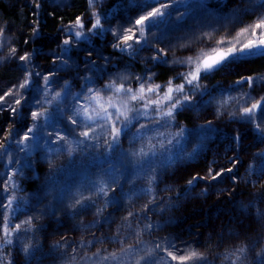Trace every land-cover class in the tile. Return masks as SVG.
I'll return each instance as SVG.
<instances>
[{
    "label": "snow or ice",
    "instance_id": "6c2138e0",
    "mask_svg": "<svg viewBox=\"0 0 264 264\" xmlns=\"http://www.w3.org/2000/svg\"><path fill=\"white\" fill-rule=\"evenodd\" d=\"M96 3L97 0H88L89 8H94ZM156 3L159 6L149 3L143 5L145 14H141L135 20V25L140 26L138 34L133 31V28H125L122 25L105 28L100 13L96 11H93L89 17L90 27H86L83 18L77 16L71 25L61 29L67 33V38L58 45L59 51L52 53V63L56 65L59 60V67L50 69L46 74L42 75L39 71L28 67L32 64L35 50L33 53L25 51L19 54L18 49L9 43L7 55L0 56V61L18 59L22 62L19 66L22 72L21 81L0 95V111L6 108L13 122H16L18 116L23 118L21 109L23 101L26 100L25 93L33 87V77L43 80V87H40L38 82L36 83L35 90L40 93L41 98L35 101L38 106L35 110L29 109L31 124L26 125L22 133H17L15 146L20 153H25V157H28L33 152L43 151L49 167L53 168L51 160L53 154L59 156L66 153L68 163L71 165L76 163L73 158L77 155L83 158L88 154L89 149L103 148L102 153L90 158L92 162L101 165L95 180L84 175L74 186L67 181L62 182L57 177L65 172L67 166L55 168L49 175L45 185V195L52 196V199L57 204L63 205V210L73 217L85 214L89 209H94L95 216L102 217L108 206L118 205L119 201L116 196L109 197V192L116 193L114 185L119 186L123 192L122 179H126L130 184L135 179H146L148 187L142 192L151 199L144 205L142 211H155L157 205L153 186L158 183L159 171H166L179 161L195 159L203 151L205 142L211 139V133L215 131L213 122L206 121L204 125L199 126L197 131L189 132L176 120L182 111H199L214 103L216 118L227 116L229 120L250 124L258 134V142L264 144V96L253 98L250 92H242L238 97L224 96L221 93L217 98L211 94L207 85L201 83L202 79H207L209 75L218 72L230 74L232 66L242 62L244 58L264 57V11L260 12L253 23L234 29V35L231 32L221 35L216 29L201 30L195 40L202 47L195 55L173 61V64H178L187 70L169 79L165 86L153 82L155 73L145 74L143 77L118 73L115 77L109 78L108 82L103 83L101 87L95 86L96 81L91 76L82 77L85 81L81 85L82 91L73 93L69 80H64L63 84H59V81L54 79L56 72L67 71L72 67L74 62L71 53L80 46L81 42L90 43L92 37L104 33H110L113 36L115 42L111 43V47L120 54L135 58L142 51L148 50L155 53L148 57L149 62L168 63L167 51L164 48H154L153 44V40L156 43H163V38L152 33L151 28L154 27L159 31L160 25L165 23V17L171 18V12L168 10L175 8L177 4H182L185 8V11L176 17L177 21L183 20L185 16L204 5L202 3L189 5L185 0H174L172 3L156 0ZM40 7V0H34V9ZM256 9L264 10V0H247V6L238 5L233 9L231 16L226 19L238 22L242 15ZM5 31V27H0V49L4 48L6 40H10L5 37ZM38 35L39 30L34 27L32 36ZM192 42L189 40L179 46L190 50ZM24 43L27 44L28 41L25 40ZM91 55L92 52L89 50L88 56ZM98 58L110 62L109 57L100 55ZM89 65L91 66L89 71L94 73L101 68L94 60L87 59L86 66ZM35 67L36 65L32 64V68ZM174 80L181 82L174 83ZM130 81H134L137 86L133 87ZM257 81L264 83V76L242 77L236 81V84L241 86L246 84L249 89L254 90ZM54 83L59 85V90L52 88ZM206 95L209 99L205 101L202 98ZM69 97L75 103H69ZM81 99L86 103L81 104ZM233 103L237 106L234 111L232 110ZM60 121L67 125L63 130L55 127V123ZM49 128L52 130L49 131ZM13 131L14 129H9L3 143H0V154L8 158V165L13 163L21 165V159L24 158H14L12 152L9 151ZM191 136H195L197 143L192 151L188 152L184 144ZM125 139L129 144L127 149L123 147ZM233 139L239 145L242 137L237 134ZM255 156L260 161L259 166L249 165L248 172L264 176V151L256 153ZM80 162L83 164V159ZM240 162L238 156L230 161L233 165ZM31 166V163L25 160V163L16 171L11 172L3 183L4 193L10 194L5 197L6 203L0 202V208L3 209L0 213V253L13 245L14 240H19L22 233L41 231L43 225L37 222L45 215L55 216L57 211L61 210L50 203L45 205L37 215H29L19 223H12L11 214L21 211L29 203L28 200L16 195L19 186L14 177L18 174L22 175L24 167L31 168ZM129 170H131V175H129ZM225 172L231 174L228 179L235 183L237 177L232 167H221L215 170L209 166L206 175L197 173L187 180L185 194L188 189L202 181L208 182V186L212 187L211 182L222 181L225 178ZM169 190L165 189V191ZM84 191L89 194L84 195ZM97 199H103L102 206L97 204ZM39 203L38 200L36 207ZM247 207L249 206H242L245 210ZM164 210L160 208L161 213ZM134 215L129 211L124 217L126 223L122 226L132 229L129 218ZM256 215L258 221L264 219V212L258 210ZM104 220L106 223L110 222L107 217ZM95 223L93 222V226ZM153 227L151 223H145L141 228L137 223L136 228L130 233V241L119 237L118 227L117 236L108 240L109 243L118 246L114 251L97 249L91 256H88L86 253L80 255L76 248H72L71 254L62 253V255L69 257L66 264H77L78 255L84 264H209L203 253L190 249L186 244L179 246L173 239L167 237L160 242H154L149 247L143 241L142 233L151 232ZM97 242L104 243L103 240ZM65 244H67L66 239ZM80 247L84 248L85 245L81 244ZM53 248L59 250L61 244L57 242ZM35 250L36 246L31 240L21 242V251L26 257H32ZM248 252L249 246L241 244L227 253L225 259L234 257L231 264H245ZM0 264H5L3 258H0ZM7 264H12V262L8 261ZM28 264H31L30 260ZM253 264H264V247H260L255 252Z\"/></svg>",
    "mask_w": 264,
    "mask_h": 264
},
{
    "label": "rangeland",
    "instance_id": "374dc122",
    "mask_svg": "<svg viewBox=\"0 0 264 264\" xmlns=\"http://www.w3.org/2000/svg\"><path fill=\"white\" fill-rule=\"evenodd\" d=\"M98 1L99 0H97L96 6L94 8H90L89 12L83 16L86 27H90L88 20L91 13L93 11L98 12ZM147 1L148 0H139L137 2H132L130 8H123L118 5L117 12L115 13L116 20H106L102 21V23L104 24L105 28H115L117 21L119 19H123L127 24L126 28L131 27L133 28V31L137 32L138 34V28L140 26L135 25V20L141 14H145L143 5L145 3H154L152 4L153 6H159L158 3ZM163 2H165V0H163ZM172 2H174V0H170V2L166 3ZM218 2L219 6L217 5L213 7L214 15H209L203 12L204 16L200 14L196 15V18L190 19L187 24L188 26H183L182 20H176V17L185 11V8L179 10V12L175 15L174 21L171 23V28L177 27L178 29L179 26V36L181 38L180 45L188 42L189 40H192L193 42L191 43L190 50L180 47L175 49V52H170V54L168 53V60L166 59L168 63L162 64L160 67H166V71H186V68L181 67L178 64H173V61L176 59H183L190 55H195L198 49L202 47V45L195 40V38L200 35L201 30L211 31L212 29H216L221 35H223L225 32H231L234 35V29H238L239 27L249 24L252 18L256 17V13L249 12L246 14L244 23L242 22L241 17L238 22L230 21L226 18L230 17L232 14L233 9L231 8H236L238 5L247 6V0H218ZM186 3L189 5L196 3L206 4L211 3V0H190V2ZM196 10L188 16L191 17L195 15ZM260 11L264 10L260 9ZM260 11L258 13H260ZM210 16H213L211 18L212 22L209 21ZM195 24H197V28L193 32H186L185 29H190ZM9 31H11V29L8 30V32ZM151 32L156 36H160L161 29L158 31L153 27L151 28ZM104 37L102 40V46L99 48L95 47L92 42H81L80 46L75 48L71 53L72 61L74 62L71 69H73L74 72L76 71V74L72 75L69 72V69L67 71H58L55 73L54 79L59 81V84H63L64 80H69L72 85V92L78 93L79 90L82 91L81 85L84 84L82 77L85 76H91L93 80L96 81L97 87H101L103 83L108 82L109 78L115 77L118 73L139 76L137 73V68L135 67V63L133 62L136 60L137 62L144 63L147 66V74L155 73L153 76V82L160 85V80L157 74L159 72L158 64L157 62H149L148 60L150 55L155 54L154 52L145 50L135 58H130L127 54H120L111 47V43L115 41L110 33H105ZM65 38L67 37L57 36L56 38H53L52 41L54 44L59 45ZM153 44L154 48H163L161 43L156 44L154 40ZM134 47L138 46L134 45ZM89 50L92 52L90 57L88 56ZM100 55L109 57L110 62L98 58ZM87 59L94 60L97 65L101 66L102 71L101 68H98L95 73L89 71L91 66H86ZM49 70L50 68H46L44 70L45 74ZM247 76H264V57L255 56L244 58L242 62H238L232 66L230 74L218 72L214 75H209L207 79H202L201 83L207 85L211 94L217 98H219L221 93H223L224 96L231 95L238 97L242 92H250L253 98L264 96V83H261L260 81L256 82L254 90L249 89L246 84L243 86L236 84L237 80ZM41 83H43V81H41ZM130 83L132 86H134V81H130ZM52 88L54 90H59V85L54 83L52 84ZM38 98H41L40 93L35 90L34 98L30 99L29 104L24 107L26 120L29 116L28 123H26L23 127L21 126L17 129H14L12 132V145L9 148V151L12 152L13 157L24 158L21 159V165L25 163V160L33 165V159L35 156H37V159L45 169L42 174L43 176L39 177V181H41L44 186L46 185L49 175L53 169L59 168L61 166H67L65 172L58 175L57 177L62 182L67 181L68 176L72 172L78 170L87 171V168L88 172L86 175L95 180L101 165L92 162L90 158L93 155L102 153V147L99 150L89 149L88 154L83 158L77 155L73 158L76 163L71 165L68 163V157L66 153H63L59 156L53 154L51 156L53 168L49 167L46 154L43 151L33 152L31 156L25 157V153H20L16 149L15 140L17 139V133H22L25 130V126L31 124L29 109L35 110L38 107L35 103ZM197 99L200 98L197 97ZM202 99L206 101L209 99V97L206 95ZM69 103H75L71 100V97H69ZM80 103L83 104L86 102L81 99ZM234 106L235 104L233 103V107ZM45 107L48 106L45 105ZM215 108L216 105L213 103L212 105L205 106V109L201 114L197 113V111H182L176 117L178 124L187 128L189 132H195L198 130L199 126L204 125L206 121H212L215 131L211 134L217 132L222 136L218 137V141L210 142L209 140L207 143H205L203 151L200 152V154L195 159L180 161L176 172H171V169H169L165 172L161 171V173L163 172V175H160L159 171L158 183L155 185L157 205L155 211H142L144 205L147 204L151 199L142 192L143 189L148 187L146 179H136L131 184L128 183L126 179H122L121 184L123 185V192H121L120 187L117 185L113 186L116 188L115 194L109 192V197L115 195L117 200L121 203V205L118 204L115 207L110 206L109 209L114 210L110 216L105 215L104 212L102 217H97L93 214L94 209H89L87 213L73 217L63 210V205H60L58 208L61 210L57 211L55 216L48 214L37 222L38 224L43 225V229L41 231L35 233L28 232L27 234L22 233L19 240H14L13 245L8 246L3 253H0V258L4 259L5 264H7L8 261H11L12 264H28L29 260L31 261V264H66L69 257L67 255H62V253L71 254L72 248H76L77 253L80 255L86 253L88 256H91L92 253L97 251V249L114 251L117 250L118 246L114 243H109L108 240L111 237L117 236L118 227L119 237L121 239H127L130 241V233L136 228L137 223L142 228L145 223L152 222L153 220H160L165 222V226H161V229H159L161 231H151L152 233L144 231L142 233V239L149 247H151L154 242L162 241L164 232H176L175 236L179 235L178 238L182 237V239L186 238L188 240H198V238L201 239L203 246L208 244L205 243L203 239H205L206 242H208V239L210 242H216L213 244L215 250L213 252V256L211 257V260H214L215 264H231V261L234 259V257L225 259V255L233 251L241 244H247L249 246V252L245 264H253L255 252L258 251L260 247H264V235L259 238L257 236L256 238V235L253 234L251 229L244 231L243 227L240 225V221L238 220L239 218L236 217L238 220L237 225H235V227L230 230L231 232L226 231L225 237L221 236L224 234L223 231L227 228L226 225L229 224L230 216L232 214V203H229L230 200L226 193V190L230 185L227 183L223 185V182H211L213 186L209 187L208 182L202 181L189 189L187 194H185L183 191V187L185 185L187 186V180L190 179L192 175L197 173L200 175H206L209 166L216 170L217 166L223 162L224 152L226 148L230 146V134H239L240 136L244 137L246 144L248 147H251V149L264 145L256 141V135L258 134L255 133L253 127L250 124L238 120H229L227 116L216 118ZM54 110L55 109L53 108V111ZM6 115L9 117L10 121L9 128L11 125L14 127L16 122H13L10 112H8ZM16 121L19 122V117L16 118ZM61 122L62 121L55 123V127L63 130L65 127H67V125H65L64 122ZM7 124L8 121L6 126ZM51 130L52 128H49V131ZM224 134L226 135L223 136ZM196 143L197 140L195 137L193 139L190 138L185 143L189 150L188 152L192 151V148L195 147ZM123 147L125 149L129 147L127 139L123 141ZM206 148H209V150L211 149L210 151L208 150L209 153L205 152ZM102 158L103 157H101V159ZM81 159H83V164L80 162ZM213 161L215 163H213ZM256 161V156L250 152L246 160L247 164H254ZM4 164L5 166L3 165L1 167L2 171L4 172L0 179L1 188H3V183L8 179V176L11 174V172H14L17 170V168L21 167V165H17L15 163L8 165V158L6 156H4ZM103 167H106V165H103ZM244 173L248 174L246 168ZM24 175H29L30 178L35 177V175L32 173V166L31 168H23V174L21 176L24 177ZM129 175H131L130 171ZM77 180L80 181L81 177L79 176ZM165 189L170 190L165 191ZM205 189H207L206 192ZM88 194L89 193L84 195ZM7 195H9V193L6 194L2 192L0 194V202L6 203L7 201L5 197ZM36 195H38V197ZM126 196H133V198L129 199L127 202H125V200L122 201L121 198L124 199ZM42 197L45 198L44 202L42 203L44 207L45 205H48V202L54 204L52 199H47L49 196L43 194ZM42 197L39 193L35 195L33 194L31 198L33 201H40ZM97 204L102 206L103 199H97ZM149 207H152V205H149ZM160 208H164L165 210L161 213ZM129 211L135 214L133 217L129 218L133 226L132 229H127L126 227L122 226L126 223L124 217L128 215ZM2 212L3 209L0 208V213ZM11 215L13 224L19 223L21 220L25 219L26 216L25 213L21 211L14 212ZM105 217H107L110 222L106 223L104 220ZM145 217L147 219H145ZM200 217H205L208 219V221H210L208 228H203V226L200 229ZM93 222H96L94 226ZM218 228L219 232L216 233L217 230L215 229ZM245 232H248V234ZM200 233H202V236H199ZM204 234H206V236ZM65 239L67 240V244H65ZM29 240H31L36 246V250L32 257H26L21 251V242H27ZM99 240H103L104 243L97 242ZM57 242L61 244V248L59 250L53 248V245ZM81 244L85 245V247L81 248ZM211 260L209 264H213ZM77 264H84V261L80 260L79 255L77 256Z\"/></svg>",
    "mask_w": 264,
    "mask_h": 264
},
{
    "label": "trees",
    "instance_id": "16d2710c",
    "mask_svg": "<svg viewBox=\"0 0 264 264\" xmlns=\"http://www.w3.org/2000/svg\"><path fill=\"white\" fill-rule=\"evenodd\" d=\"M139 0H99L98 2V13L101 15L102 21L106 20H116L115 19V13L117 12V6H121L123 8L127 7L130 8L132 2H137ZM147 2H155L156 0H148ZM165 2H170V0H165ZM185 2H190V0H185ZM41 7L39 9H34V0H0V27H5V37L10 38V40H6L4 48L0 49V56H6L8 53V46L9 43L11 46H14L18 49L19 54H23L25 51L29 53H33V61L32 64L36 65V67L33 69L32 64L28 65V67L34 71H39L42 75L45 74L44 70L46 68H58L60 61L57 60L56 65H53L52 60V53L59 51L58 44H54L52 41L53 38H56L57 36L67 37V33L65 31H61V29L67 28L69 25L73 23L75 18L77 16H80L83 18L84 15L89 12L90 8L88 5V0H40ZM154 4V3H152ZM204 6L202 8H197L196 14L189 17L185 16L182 20V25L186 26L188 24V21L190 19L196 18V15L202 14L204 16V13L209 15H214L213 13V7L219 6L218 0H211V3L203 4ZM184 7L182 4H177L175 8H171L168 11L171 12V18L165 17V23L161 24V34L163 38V48L167 51V54L170 52H175V49L180 48V36H179V26L171 28V23L174 21L175 15L179 12L180 9H183ZM199 9V10H198ZM234 9V8H231ZM260 9H256L252 12L256 13V17L260 14L258 13ZM204 12V13H203ZM261 12V11H260ZM225 14V13H223ZM222 14V15H223ZM213 16H210V22H212L211 18ZM256 17L252 18L251 23H253L256 19ZM118 18V17H116ZM246 18V14L241 16L242 22L244 23ZM130 21V20H129ZM133 21V19H132ZM117 25H122L126 28V22L123 19H119L116 23ZM188 26V25H187ZM38 28L39 35L36 37L32 36V29ZM197 28V24H195L190 29H185L186 32H193ZM8 32V30H10ZM105 34V33H104ZM103 35L100 36H94L91 39V42L93 45L97 48L102 46V40L105 38ZM104 37V38H103ZM27 40L28 43L25 44L24 41ZM160 44V43H156ZM168 54V55H169ZM168 55L166 56V59L168 60ZM135 63V67L137 68V73L139 76H145L147 74V66L144 63L137 62L136 60L133 61ZM22 62L18 61V59H12V60H4L0 61V95L3 94L4 91H7L13 87V85L18 84L21 81L22 72L20 69V64ZM158 64V78L160 80V85L165 86L167 85V82L169 79L174 78L177 76V71H166V67H160L162 66V62H157ZM166 71V72H163ZM69 72L72 75L76 74V71L74 72L73 69H69ZM163 72V73H162ZM57 73V72H56ZM55 78V77H54ZM33 87L30 88L26 93V100L23 101V108L21 109L23 118L19 117V122L16 121L14 124V127L12 125L9 128V117L6 115L8 112L6 111V108L4 111H0V143H3L4 137L7 135L9 129H17L18 127H23L26 123L29 121V116L26 120V113H24V107L29 104L30 99L34 98V92L36 89V83L38 82L40 87H42L41 81H43L40 78L33 77ZM85 83V81H83ZM180 80H174V83H180ZM97 87V85L95 84ZM136 83L134 82V86L136 87ZM78 92H81L80 90ZM77 93V92H76ZM9 103H11V100L9 99ZM19 107V106H16ZM236 108V105L233 107L232 110L234 111ZM205 109V107L197 113L201 114L202 111ZM8 121V124L6 126V123ZM62 123V122H61ZM187 129V128H186ZM224 134L223 136H225ZM222 136L219 135L217 132L214 134H211L210 142L218 141V137ZM236 135L230 134L229 138L230 140V146L226 148L224 152V159L223 162L220 163L216 170H219L221 167L228 168L232 167L234 169V174L236 175L237 179L234 183L231 179H228V176L231 175L227 172H225V178L220 181L224 184L230 185L229 188L226 190L227 196L229 197L230 202L232 203L231 211L232 214L230 216V222L227 226V228L223 231L224 234H222V237H225V232L233 229L235 225H237V221H240V225L243 227V230L251 229L253 231V234L256 235V238L258 236L261 237L264 235V219L257 220V211L264 212V176H260L258 174H249L248 169L249 165H252L253 167H258L260 161L257 159V161L254 164H247L246 160L249 155V153H253L254 155L260 151H264V145H261L259 147H255L254 149H251V147H248L246 144V141L244 137H242L239 145L234 141L233 137ZM256 141L258 142V135H256ZM195 136H191L188 138V140L191 138L193 139ZM249 138V137H248ZM209 140H207L205 143H207ZM12 145V140H11ZM184 148L186 151H189L186 145L184 144ZM127 149V148H126ZM209 148H206L205 152L209 153ZM204 153V152H203ZM239 157V160L241 161L238 164L233 165L230 163V161L235 158ZM177 162L172 167L168 168L167 170L171 169V172H176L178 168ZM5 166L4 164V155L0 154V179L2 174L4 172L2 171V166ZM245 168L247 170L248 174H245ZM45 171L44 166L39 162L37 159V156L33 159V165H32V173L35 175V177H31L28 175H17L14 177V180L16 184L19 186V191H17L16 195L18 197H23L25 200H28L29 203L27 206H24L21 210V212L25 213V218L29 215L35 216L39 213L40 210L44 209V206L42 203L44 202L45 198L42 197L43 194H45V186L41 181H39V177L43 176V172ZM131 172V170H129ZM164 170H160V175H163ZM87 171H75L72 172L68 178L67 182L71 185H75L78 182V177L86 175ZM249 175V176H248ZM27 176V177H26ZM136 180V179H135ZM253 181L255 183H253ZM214 183L216 181H213ZM216 182V183H220ZM155 188V185L153 186ZM187 186L185 185L183 187V191L185 193V189ZM156 190V188H155ZM189 190V189H188ZM4 193L3 188L0 186V194ZM41 194V203H39L38 207L37 200H32V195L34 194ZM87 191H84V194H87ZM156 193V191H155ZM7 194V193H6ZM10 194V193H9ZM38 197V195H36ZM130 197V198H129ZM136 197V196H135ZM133 196H126L121 198V200H125V202L129 201V199H132ZM151 198V197H149ZM47 199H52V196H49ZM46 199V200H47ZM117 199V198H116ZM52 205L55 207H59L61 204H57L55 200H53ZM67 203V201H65ZM48 204H50L48 202ZM121 205V203H118ZM247 205V209H243L242 206ZM110 206H108L105 209V215L110 216L114 210L109 209ZM239 218L238 220L236 219ZM200 229L208 228V225H210V221L206 219L205 217H200ZM151 223L153 227V231L158 232L161 231V226H165L164 221L160 220H153ZM218 227V226H217ZM143 228V227H142ZM202 228V229H203ZM217 230L216 233L219 232V228L215 229ZM163 231V229H162ZM149 232V231H147ZM151 232V233H152ZM150 233V232H149ZM176 233V232H175ZM175 233L171 232H164L162 238H169L173 239L175 243L179 246L187 245L190 249H194L200 253H203L204 256L207 257V260H211V257L213 256L214 252V241H203L206 244L203 246V243L201 239L198 238V240H188V239H182L178 238L179 235L175 236ZM248 234V232H245ZM206 236V234H204ZM219 235V234H218ZM199 236H202V233L199 234ZM162 239V240H163ZM207 239V238H206ZM225 239V238H224ZM213 264L214 260H211Z\"/></svg>",
    "mask_w": 264,
    "mask_h": 264
}]
</instances>
